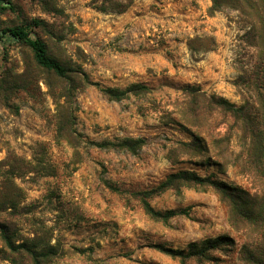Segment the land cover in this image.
<instances>
[{"label": "rangeland", "instance_id": "1", "mask_svg": "<svg viewBox=\"0 0 264 264\" xmlns=\"http://www.w3.org/2000/svg\"><path fill=\"white\" fill-rule=\"evenodd\" d=\"M103 1L0 0V224L13 242L0 233V264H32L27 247L48 249L54 264H182L171 252L219 237L233 248L204 264H236L246 240L217 193L160 187L188 171L251 188L237 168L212 164L215 152L169 155L196 139L214 151L224 136L242 151L237 122L195 116L188 91L241 107L256 71L264 75L256 31L237 10L211 12L212 0H115L131 1L124 13L96 10ZM6 27L29 29L73 78L38 67ZM127 140L132 148L121 147ZM144 194L155 212L176 216L152 218Z\"/></svg>", "mask_w": 264, "mask_h": 264}, {"label": "trees", "instance_id": "2", "mask_svg": "<svg viewBox=\"0 0 264 264\" xmlns=\"http://www.w3.org/2000/svg\"><path fill=\"white\" fill-rule=\"evenodd\" d=\"M130 2L122 5L115 0H104L102 5H95L94 8L101 12L113 10L124 13L131 5ZM212 2L211 12L220 11L223 7L239 11L244 21L256 31L259 46L264 49V0H212ZM0 10L5 11L6 8H2L0 5ZM34 25L41 26L39 21H36ZM1 34L29 47L38 67L63 80L73 78L75 71L57 57L51 55L46 43L40 38L32 37L29 29L6 27L1 29ZM205 49L210 50L211 48L206 47ZM251 81L252 83L247 88L252 96L243 94L244 103L239 108L224 98L215 96L207 98L205 94L197 90L190 89L188 91V96L192 97L188 106H191L195 116L198 113L196 110L202 111L208 116L214 112H220L224 116L232 117L237 122L243 142L240 153L237 154L232 150V138L224 136L213 141L214 151L209 148L205 141L196 139L183 144L184 149L182 150H172L169 155V160L177 163L183 157L189 159L208 158V160H211L212 156L210 157V154L215 152L218 161L212 164L219 166L221 170L228 167L237 168L240 174L252 181L251 188L233 187L216 179L203 178L188 171L172 175L160 187V192L195 189L201 191L213 190L217 193L221 202L227 208L230 225L246 240L245 245L238 253L236 264H264V86L260 85V82H264V75L256 71ZM138 89L142 92L147 91L145 87L134 86L133 90L131 89L129 92H137ZM108 94L118 100L123 96L122 93L114 90H109ZM187 124L197 127L194 123L187 122ZM130 144H133V141L127 140L123 142L121 147L132 148L133 145ZM102 146H105V144ZM146 196L145 194L142 195L143 208L152 218L166 222L171 217L176 216L175 212L166 215L155 212L147 200L149 197ZM0 233L7 245L12 248V239L1 224ZM233 245L234 242L229 237H219L204 242L201 247L191 246L188 253L173 251L171 254L180 258L182 264H187L190 260H194L198 264H204L205 262L215 261L213 253L227 252L233 248ZM37 248H25L32 264H54L52 252L48 249L38 250Z\"/></svg>", "mask_w": 264, "mask_h": 264}]
</instances>
